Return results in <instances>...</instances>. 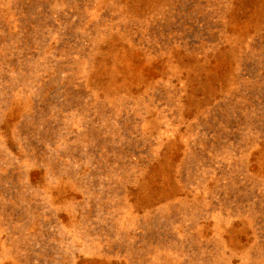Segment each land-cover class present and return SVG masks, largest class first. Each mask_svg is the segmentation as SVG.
Here are the masks:
<instances>
[{"label": "rangeland", "instance_id": "374dc122", "mask_svg": "<svg viewBox=\"0 0 264 264\" xmlns=\"http://www.w3.org/2000/svg\"><path fill=\"white\" fill-rule=\"evenodd\" d=\"M0 264H264V0H0Z\"/></svg>", "mask_w": 264, "mask_h": 264}]
</instances>
